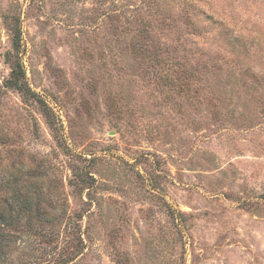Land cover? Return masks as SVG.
Instances as JSON below:
<instances>
[{"label": "rangeland", "instance_id": "rangeland-1", "mask_svg": "<svg viewBox=\"0 0 264 264\" xmlns=\"http://www.w3.org/2000/svg\"><path fill=\"white\" fill-rule=\"evenodd\" d=\"M13 175L44 201L1 264H264V0H0Z\"/></svg>", "mask_w": 264, "mask_h": 264}, {"label": "trees", "instance_id": "trees-1", "mask_svg": "<svg viewBox=\"0 0 264 264\" xmlns=\"http://www.w3.org/2000/svg\"><path fill=\"white\" fill-rule=\"evenodd\" d=\"M20 46L19 34L13 37V48L18 51ZM8 60L11 61L10 54ZM10 73L4 82V86L18 90L25 99L35 98L41 105L42 113L54 133L59 130L56 116L50 107L27 86L24 80V70L19 59L10 62ZM37 98H36V97ZM79 178V176H78ZM23 185L18 177L0 178V264L6 260L7 247L12 242L7 228H16L26 212H37L42 209L44 199L42 198L41 186L37 182L28 181ZM30 220V218H27Z\"/></svg>", "mask_w": 264, "mask_h": 264}]
</instances>
